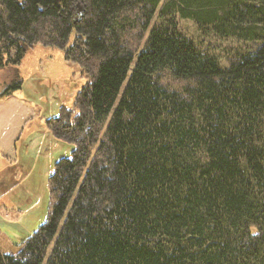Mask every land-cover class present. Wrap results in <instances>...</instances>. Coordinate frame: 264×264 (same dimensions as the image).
Returning a JSON list of instances; mask_svg holds the SVG:
<instances>
[{
  "label": "trees",
  "instance_id": "obj_1",
  "mask_svg": "<svg viewBox=\"0 0 264 264\" xmlns=\"http://www.w3.org/2000/svg\"><path fill=\"white\" fill-rule=\"evenodd\" d=\"M177 15L235 38L227 65ZM0 39L18 65L57 48L84 79L43 120L72 146L47 218L0 264H264V0H0Z\"/></svg>",
  "mask_w": 264,
  "mask_h": 264
},
{
  "label": "rangeland",
  "instance_id": "obj_2",
  "mask_svg": "<svg viewBox=\"0 0 264 264\" xmlns=\"http://www.w3.org/2000/svg\"><path fill=\"white\" fill-rule=\"evenodd\" d=\"M176 20L183 34L217 55L223 65L240 47L235 38L202 34L190 18L177 15ZM160 21L156 15L151 27ZM133 28L126 39L142 48L151 28ZM15 60V51L0 39V62L6 63L0 67V94L17 77L23 80L22 88L0 101V250L6 253H15L47 218L49 175L59 158L70 156L72 146L52 138L43 120L56 116L60 106L71 107L84 80L78 65L65 62L54 47L36 45L19 65ZM162 73L163 85L178 90L185 85L168 71Z\"/></svg>",
  "mask_w": 264,
  "mask_h": 264
}]
</instances>
